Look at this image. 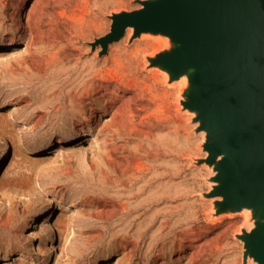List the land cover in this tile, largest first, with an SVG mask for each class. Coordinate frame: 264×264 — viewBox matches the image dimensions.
<instances>
[{"label":"rangeland","instance_id":"374dc122","mask_svg":"<svg viewBox=\"0 0 264 264\" xmlns=\"http://www.w3.org/2000/svg\"><path fill=\"white\" fill-rule=\"evenodd\" d=\"M139 1L0 0V264H189L178 259L187 253L193 255L191 264H243L244 246L237 235L250 228L248 212L214 216L211 201L202 197L212 171L194 161L204 157L199 145L204 134H194L191 116L182 108L186 80L171 84L164 72L149 67L147 57L167 44L149 35L132 39L127 29L103 55L100 46H92L110 32L112 13L140 9ZM26 26L39 40L65 30L73 36L65 44L77 57L86 56L67 62V68L60 63L41 74L12 75L6 65L24 59ZM118 47L124 63L116 78L120 89L128 86L131 94L117 101L120 115L114 123L110 113L93 109L81 121L66 93L92 58L99 67ZM35 119L40 124L32 129ZM108 148L113 157L163 152L157 161L150 159L157 169L120 185L101 177ZM164 160L179 166L176 183L185 193L172 198L176 184L159 201L139 196L137 189L146 180L155 186L156 172H164V179L173 176ZM121 193L135 199L130 211L101 210ZM191 227V248L189 243L179 248L180 231Z\"/></svg>","mask_w":264,"mask_h":264},{"label":"water","instance_id":"95a60500","mask_svg":"<svg viewBox=\"0 0 264 264\" xmlns=\"http://www.w3.org/2000/svg\"><path fill=\"white\" fill-rule=\"evenodd\" d=\"M140 9L112 13L111 29L96 39L105 54L127 29L149 35L163 49L147 57L179 82L181 105L191 116L211 169L202 195L214 216L247 213L243 264H264V0H143ZM213 184V185H212Z\"/></svg>","mask_w":264,"mask_h":264},{"label":"bare ground","instance_id":"6f19581e","mask_svg":"<svg viewBox=\"0 0 264 264\" xmlns=\"http://www.w3.org/2000/svg\"><path fill=\"white\" fill-rule=\"evenodd\" d=\"M27 23H29V22H27ZM27 23H26V25H27ZM26 30L28 31L27 32V44H26L27 48L24 52L26 54L24 59L23 60H16L15 62L12 60L11 61L9 60L7 62V65H6V67L8 68V71L12 75L17 74L16 72H19V71L20 72H27L30 74H41L42 72L44 73L45 71H48L49 68H51L55 65H59L60 63H62L61 68H67V64H66L67 62L75 60V59H76V61H78V60H80L79 58L86 56V52H84V53H81L80 57L78 56L79 57L78 58L77 54L75 52V49H73L70 46L65 44V42H67L68 40H70V38L73 37V36L70 37L71 35L69 36V33L65 30H57V31L55 30L54 32L47 34L45 37H41L40 40L35 36L36 34L33 33L29 29V26H26ZM43 34H41V35H43ZM38 45H42V47L39 49ZM13 60H15V59H13ZM123 63L124 62L122 60L121 50H120V47H118L115 50V52H113L108 58H106L102 61L101 66H99V67L97 66L98 62L96 61L95 57L92 58V61L90 63H88L87 65L84 66L85 70L80 74V76H79L80 78H79L78 83L76 85H74V87H72L66 93V95H68L67 98L69 99V104H71V107H72L74 112L76 111L77 113H79V115L81 117V121L84 120L83 116L87 115L88 110H89V112L94 110L96 112L99 111V112L110 113L112 115L110 124L117 121V117H119V115H120V109L116 105L117 101L120 98H123L125 94H131L130 87H128V86H126L124 88L125 89L124 91H122L120 89L121 80L119 78H116L118 69L123 67ZM127 65H129V67H131V63L127 62ZM83 73H86V74H83ZM106 75L111 76L109 80L105 79ZM181 79L182 80L185 79L187 81V78L185 76ZM110 86H113L115 89H113V91L110 93H106V91L108 90V88ZM120 92H122L123 94H120ZM133 98H134L133 96L128 97L129 100H133ZM24 101L27 102L26 99H24ZM86 101H88V102L86 103ZM87 105H90L91 107L89 109H87ZM55 108L57 109V111H59L61 108V105L60 106L57 105V107H55ZM41 117L42 116H40V118ZM95 117L97 118V120L101 119L100 115H95ZM37 119L40 121L39 117ZM37 119H35V120H37ZM38 122L34 123L33 125L31 123L32 129H35L39 126L41 121L39 123ZM73 132H74V130H73ZM204 138H205V135H204ZM163 147H165V150H167L166 144ZM162 152H163L162 150H158V149L153 151L152 152L153 158L155 157L156 161H157L158 158L162 155ZM106 154H107V159L105 160L106 163L104 164L105 168L102 169V171H101V177L105 180L110 181V182H118L120 185L129 184V183H132L133 181L135 182L137 180L139 181L142 177L149 175L151 170L156 167L154 162H151V160H150L152 157L151 155L147 156L145 154L146 156L137 157V156H135L136 154L130 155V154L122 153V155H120V156L113 157L112 152L109 148L106 150ZM162 164H164V167L171 168L173 170V176L169 179H164L165 178L164 172H156L154 174L153 181H151V182H154L155 186H150L149 181L146 180L145 182H143L142 186L138 187V189H137V193H139V196H142L144 194L145 195L149 194V196L152 199L155 198L157 201H159L165 197H168L167 191L170 189L171 186L176 185V184H177V188H175V191L172 194V198L173 197L175 198V196H179L181 193H185L184 188L181 189V187L179 186L180 184L176 183L177 179L179 178L177 176L180 175V171H181L179 166L177 164L176 165L174 164L175 166H171L170 162L165 161V160L162 162ZM91 168H92V166H91ZM155 169H157V168H155ZM65 172H66V170H65ZM166 174H167V172H166ZM212 175H213V172H212ZM157 177H159V178H157ZM29 178L31 180L32 176H29ZM210 183H212V182H210ZM121 194H122V196H120L118 200H115L111 203L109 201L105 205L103 204L104 206L102 205L103 207L101 210H104L103 208L111 206V207H113V209L116 212L124 213V212L130 211L131 208L136 204V203L134 204L135 201L133 202V200H135V199H133V197L127 196L126 193H121ZM102 200L106 201L105 199H102ZM146 200L147 199H143V201H146ZM169 203H171V202H169ZM163 204L165 205V202H163ZM118 207H120V209ZM94 209H95V212L100 210V209H98V207H96ZM108 210H109V208H108ZM110 210H112V208ZM105 215H106V213H105ZM188 217L189 216L187 215L186 219H185L186 221L188 220ZM138 229H140V228H138ZM192 230H193V227L180 231L179 238H178L179 248L184 249L183 247H186L185 246L186 243H189L190 245H188L187 247L191 248V246H192L191 243L194 242V239L191 237L192 235H194ZM172 239H175V238H172ZM181 258L188 259L189 264H191L192 263L191 261H193L192 260L193 255L189 254V253L183 255L182 257H179L178 259L181 260Z\"/></svg>","mask_w":264,"mask_h":264}]
</instances>
